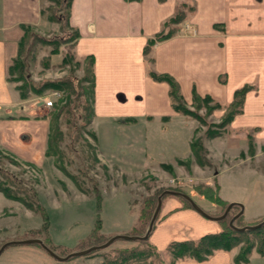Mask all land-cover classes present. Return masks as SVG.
Here are the masks:
<instances>
[{
	"label": "crops",
	"instance_id": "crops-1",
	"mask_svg": "<svg viewBox=\"0 0 264 264\" xmlns=\"http://www.w3.org/2000/svg\"><path fill=\"white\" fill-rule=\"evenodd\" d=\"M181 2L193 9L182 21L164 25ZM41 8L43 0H0V145L18 162L40 168L47 159V120L28 98L20 96L16 83L8 79V69L17 55L23 25L47 24ZM69 10V24L79 32L74 53L94 59L91 126L101 149L95 129L98 121L114 129L120 137L118 145L128 149L133 164L138 162L132 160L133 154L166 162L151 151L175 142L176 124L185 127L190 141L195 119L172 107L168 83L153 79L149 66L171 74L188 99L194 88L225 104L233 99L236 88L255 83L245 93L242 111L226 127L239 137L240 148L245 146L240 139L247 140L249 129L264 139V0H71ZM169 28H174L172 35L156 41L145 54L147 39ZM149 56L152 62L146 60ZM210 139L225 143L227 136ZM187 153L176 155L175 160L184 159ZM240 160L251 163L250 156ZM221 172L222 168L216 174L221 198L241 201L239 196L223 195ZM179 205L177 200L163 205L162 216L149 234L150 242L160 250L172 240L197 238L220 229L218 220ZM244 211L245 205L243 216ZM236 251L234 247L216 249L205 259L184 256L175 264H264V253L255 247L246 262L234 260Z\"/></svg>",
	"mask_w": 264,
	"mask_h": 264
},
{
	"label": "rangeland",
	"instance_id": "rangeland-1",
	"mask_svg": "<svg viewBox=\"0 0 264 264\" xmlns=\"http://www.w3.org/2000/svg\"><path fill=\"white\" fill-rule=\"evenodd\" d=\"M58 4L53 0H43V18L48 20L47 24L29 26L25 34L23 32L19 55L24 62L26 75L32 81L40 83L44 79L63 77L73 82L72 90L58 89L59 94L54 97L52 105H46L41 96L56 88H46L40 93L29 91L26 97L47 120V144L51 124L56 122L59 125L62 134L55 146L57 152L49 154L46 147L47 159L40 168L31 163L18 162L5 146L0 145V180L7 181L5 185L13 193L38 202L45 209L49 224L45 229L38 208L29 207L0 190V246L10 240L40 237L48 247L53 246L52 250L65 255L72 250L100 244L115 233L134 234L136 229V233L143 235L156 207L157 197L163 190L185 192L205 211L218 215L230 202L222 203L213 199L221 197L216 182L220 168L219 181L223 184V195L239 196L241 201L237 202L245 205V216L242 214L235 221L243 225L264 219V139L256 138L255 131L249 129L251 132L247 133V140L243 137L240 139L245 143L244 148H240L241 144H237L239 137L227 131V124L217 126L228 111L227 103L216 106L212 96L213 100L210 101L202 98L205 94L196 91L201 97L194 99L191 94L188 99L180 90L183 99L179 100V104L199 113L205 121L186 114L193 117L196 123L190 141L185 127L176 124V131L172 135L175 142L153 148L152 154L166 162L144 160L133 154L132 160L138 161L133 164L129 161L128 149L118 145L120 137L114 129L98 121L95 129L103 144L101 149L91 122L85 123L82 116V106L86 100L89 103L87 79L90 76V58L78 57L73 51L74 41L63 39L72 35L73 30L66 23L65 3L60 8ZM14 82L18 85L23 83L21 80ZM249 83L253 84L251 89L256 87L255 83ZM69 96L70 101L65 108L68 110L56 116V111ZM208 125L219 129V135L227 136L225 143L210 139L215 136L207 135ZM88 130L94 133L95 138ZM195 140H199L204 147V151H201V156L207 160L204 164L197 159L192 149L191 142ZM184 152H188L183 156L184 159L175 160L176 155ZM249 156L251 163L246 161L244 164L240 160ZM80 185L87 191L82 190ZM93 187L98 188L101 194L99 210ZM161 199L153 227L162 216L163 205L169 200L179 201V207L193 208L180 194L171 191L165 192ZM144 208L146 217L142 215ZM239 209V206L233 205L225 218L231 217ZM97 216L101 218V226L97 235L91 236L89 232ZM262 235L257 234V237ZM134 243V239L117 238L106 247L92 250L94 254L75 255L66 260L53 257L36 242L11 243L1 251L0 264H97L102 259L100 253L104 249ZM157 249L160 251L159 257H154L153 264H169V251ZM234 250H237L236 255L239 245Z\"/></svg>",
	"mask_w": 264,
	"mask_h": 264
},
{
	"label": "trees",
	"instance_id": "trees-1",
	"mask_svg": "<svg viewBox=\"0 0 264 264\" xmlns=\"http://www.w3.org/2000/svg\"><path fill=\"white\" fill-rule=\"evenodd\" d=\"M53 1H55L57 4L65 3L66 23L67 25H70L69 24V14H70L69 9H70L71 0H53ZM62 4H58L59 8L61 7ZM182 6L185 8H183ZM192 9H193V5H190L189 3H186V2H181L180 5L177 7L176 12L172 16H170L167 20L164 21V25L170 24L172 22L178 23L182 21L186 17L188 11ZM43 12H44V9L41 8V13ZM47 17L50 19H55L51 15H47ZM23 28H24V34H25L29 26L23 25ZM72 30H73V34L65 36L63 37V39L65 41L73 40L75 43V41L77 40L79 36V32L77 28L75 27H72ZM173 32H174V28H169L165 32H158L155 35L149 37L143 48L144 53L148 54L152 45L156 41L169 37L170 35H172ZM24 34L21 36L19 40L17 55L13 59L12 63L9 65V69H8V72H9L8 79L9 80L11 81L21 80L23 82L21 85L16 84V87L19 90L20 96L26 98L28 96L29 91L40 93L46 88L72 90L73 82L69 78H63V77L62 78L61 77L60 78H48V79H44L40 83H36L35 81H32L30 78L27 77L26 75L27 71L25 70L24 62L22 59H20V56H19L21 52V45L23 42ZM42 39L46 41L44 37H42ZM58 39H61V37H59ZM86 56L90 58V76L87 79L89 82L88 91H87L89 93V95H87L89 99L88 100L89 103L86 100V102L82 106L83 112H84L82 116L85 119L84 120L85 123H90L94 115V106H93V103H94V73H93L94 59H93V55H86ZM63 60H66V59L64 58ZM146 60L149 62H152L153 57L149 56ZM148 74L153 79L164 80L168 83L169 85L168 93H169V97L171 100V105L175 110L181 113H184V114L192 115L193 117H196L202 122L205 121L204 118L199 113L193 111L192 109L186 107L185 105L179 104V100H182L183 96L180 93L178 81L171 74L167 72H158L150 66L148 67ZM252 86L253 84L251 83H245L242 86L235 89L234 94H233V99L227 103L228 111L226 115L221 119V121L217 123L218 127H223L224 125L230 123L234 115L242 111L245 93L248 90H250ZM192 97L194 99H197L201 97V95L198 94L195 89H193ZM202 98H206L207 100H210V101L213 100L210 94H205L203 95ZM66 100L67 101L58 108V111H56V116L62 113L63 110H66V111L68 110L65 108L67 107L70 101V96L67 97ZM220 104L221 103L217 101L215 102L216 106H219ZM206 131H207L206 133L208 136H217L221 132L219 129L212 128L211 125L207 126ZM88 132L91 134L93 138H95V135L92 131L88 130ZM61 134L62 132H61L59 125L56 122L54 124L52 123L50 127L49 137H48L47 153L55 154V152H57V149L55 148V146L57 144L58 139L61 138ZM191 146H192V149L195 155L197 156V159L203 164L206 163L207 160L201 156V151H204V147L202 143L199 142V140H195L191 142ZM3 181L0 180V190L6 196L11 197L13 199L20 200L29 207L38 208L40 210L42 218L44 219L43 226L46 229L49 224V219H48V215L45 209L42 206H40L38 202L37 204L32 199L30 200L22 195L13 193V191H11L9 187L5 185L7 181L6 180H5L6 182H3ZM82 190L87 191V189L85 188H82ZM92 191L96 199L97 210H99L100 202H101V194L98 188L93 187ZM183 198L187 200L185 197ZM213 199L215 201L222 202V203L226 202L221 197H214ZM150 200H147V201L149 202ZM151 201L153 203V200ZM187 201L189 205L191 206V203L189 202V200ZM234 205L239 206V208L241 207L240 204L238 203ZM146 206L147 205H145V208L147 209ZM145 208L143 209V213H142L143 217L147 216L146 214L147 211ZM241 217H242V214L237 216L235 220H238ZM229 219L230 217L227 219L223 217L218 220L220 224V229L218 231L206 232L197 238L178 239V240H172L171 242H169L165 248V250L169 251L171 255L169 259V264H175L176 259H178L179 257H184V256H190L195 259L202 260V259H205L210 254H212L216 249L229 250L238 245H239V250L237 254L234 256V260L236 262L248 261L249 254L251 253L254 247L260 253H264V224L257 228L238 230V229L233 228L229 224ZM235 220H234V223L236 222ZM236 225H241V224L237 223ZM100 226H101V218L97 216L94 227L90 230L89 235L91 236L97 235V231L100 228ZM136 232L137 230L135 229L134 234L141 235ZM251 233L253 234L254 237L251 235ZM257 234H263V235L260 237H257ZM134 240L136 241V243L134 244L124 245L121 247H116L114 249H104L100 253L102 259L97 264H153L154 257L155 258L159 257L160 251H158V249L153 243L148 241V237L135 238ZM45 242L47 241L45 240ZM51 247L53 246L51 245ZM51 249H54V248H51ZM65 249L70 250L68 248H65ZM88 254H94V253L90 251L88 252Z\"/></svg>",
	"mask_w": 264,
	"mask_h": 264
},
{
	"label": "water",
	"instance_id": "water-1",
	"mask_svg": "<svg viewBox=\"0 0 264 264\" xmlns=\"http://www.w3.org/2000/svg\"><path fill=\"white\" fill-rule=\"evenodd\" d=\"M167 191H171V192H174L176 194H180L181 196L185 197L187 200H189V202L191 203L192 207L194 209H196L199 213H201L203 216H205V217H207L209 219H214V220H219V219L225 217L226 214L228 213V211L230 210V208L234 204H236V203L240 204L241 207H240L239 211H237L235 214H233L230 217V219H229V224L235 229H238V230L252 229V228H257V227H259V226L264 224V219H261V220H259L256 223H246V224H243V225H236L234 223L235 218L237 216H239L240 214H242V212H243V204L241 202L230 201L227 204V206L225 207V209H224V211L222 213H220L218 215H214V214H210L207 211H205L196 201L193 200V198L190 195H188L185 192L178 191V190H163L157 197L156 207H155V209H154V211L152 213V216H151V218L149 220L148 227H147V229H146V231H145V233L143 235L126 234V233H115V234L111 235L106 241H104V242H102L100 244H93V245H90V246L82 248V249L72 250V251L68 252L65 255H60L57 252H55L54 250H52L50 247H48L43 242V240L40 237H29V238L18 239V240H10V241H7V242L3 243L0 246V253H1V251L3 250V248L6 245L11 244V243L36 242V243H39L42 247H44L53 257H55L57 259H60V260H66V259H68L69 257H71L73 255H82V254H86L89 251H92L94 249L106 247L107 245H109L112 241H114L117 238H127V239L146 238L150 234L151 230L153 229L154 221L156 219V216H157V214L159 212V209H160V206H161V203H162L161 197Z\"/></svg>",
	"mask_w": 264,
	"mask_h": 264
},
{
	"label": "built area",
	"instance_id": "built-area-1",
	"mask_svg": "<svg viewBox=\"0 0 264 264\" xmlns=\"http://www.w3.org/2000/svg\"><path fill=\"white\" fill-rule=\"evenodd\" d=\"M59 94V90L58 89H52L50 91V93L47 94L46 92V95L44 94L42 97V100L43 102L46 104V105H52V102H53V99L56 95Z\"/></svg>",
	"mask_w": 264,
	"mask_h": 264
}]
</instances>
